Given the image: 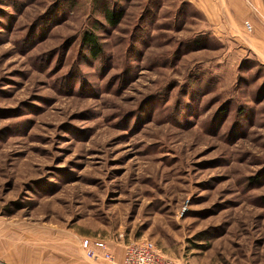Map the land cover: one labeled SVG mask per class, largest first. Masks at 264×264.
<instances>
[{"label": "rangeland", "instance_id": "1", "mask_svg": "<svg viewBox=\"0 0 264 264\" xmlns=\"http://www.w3.org/2000/svg\"><path fill=\"white\" fill-rule=\"evenodd\" d=\"M229 23L188 0H0V264H109L85 237L264 264V64Z\"/></svg>", "mask_w": 264, "mask_h": 264}, {"label": "crops", "instance_id": "2", "mask_svg": "<svg viewBox=\"0 0 264 264\" xmlns=\"http://www.w3.org/2000/svg\"><path fill=\"white\" fill-rule=\"evenodd\" d=\"M192 3L207 20L219 22H244L242 31L246 30L245 22L249 21L252 29L249 30L248 46L257 58L264 64V0H188ZM229 23V25L232 24ZM245 32V33H246ZM125 246H114L111 248L115 255V264H121L124 259ZM13 259V258H11ZM11 264H19L10 260Z\"/></svg>", "mask_w": 264, "mask_h": 264}, {"label": "built area", "instance_id": "3", "mask_svg": "<svg viewBox=\"0 0 264 264\" xmlns=\"http://www.w3.org/2000/svg\"><path fill=\"white\" fill-rule=\"evenodd\" d=\"M248 30L252 29L250 22H246ZM81 246L86 256L95 261L104 260L115 264V255L110 251L108 243L102 238L85 237ZM121 264H179L162 253L160 248L148 239L132 240L125 244L124 259Z\"/></svg>", "mask_w": 264, "mask_h": 264}, {"label": "trees", "instance_id": "4", "mask_svg": "<svg viewBox=\"0 0 264 264\" xmlns=\"http://www.w3.org/2000/svg\"><path fill=\"white\" fill-rule=\"evenodd\" d=\"M105 13L107 21L113 26L119 24L123 15L122 11L116 12L114 10H107ZM84 40L85 43L91 46L92 54L94 53L95 56L99 55V53L101 52V48L97 36L88 32L85 35Z\"/></svg>", "mask_w": 264, "mask_h": 264}]
</instances>
